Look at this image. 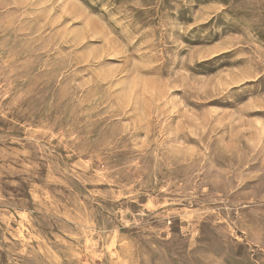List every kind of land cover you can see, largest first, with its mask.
Wrapping results in <instances>:
<instances>
[{"label": "rangeland", "instance_id": "1", "mask_svg": "<svg viewBox=\"0 0 264 264\" xmlns=\"http://www.w3.org/2000/svg\"><path fill=\"white\" fill-rule=\"evenodd\" d=\"M0 264H264V0H0Z\"/></svg>", "mask_w": 264, "mask_h": 264}, {"label": "bare ground", "instance_id": "2", "mask_svg": "<svg viewBox=\"0 0 264 264\" xmlns=\"http://www.w3.org/2000/svg\"><path fill=\"white\" fill-rule=\"evenodd\" d=\"M140 54V53H139Z\"/></svg>", "mask_w": 264, "mask_h": 264}]
</instances>
